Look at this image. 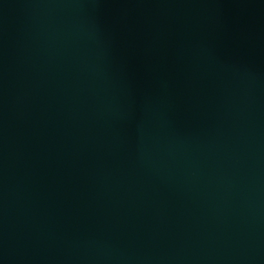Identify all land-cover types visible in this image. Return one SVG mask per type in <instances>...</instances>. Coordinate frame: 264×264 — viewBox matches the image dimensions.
<instances>
[{"label": "water", "instance_id": "1", "mask_svg": "<svg viewBox=\"0 0 264 264\" xmlns=\"http://www.w3.org/2000/svg\"><path fill=\"white\" fill-rule=\"evenodd\" d=\"M0 264H264V0H0Z\"/></svg>", "mask_w": 264, "mask_h": 264}]
</instances>
